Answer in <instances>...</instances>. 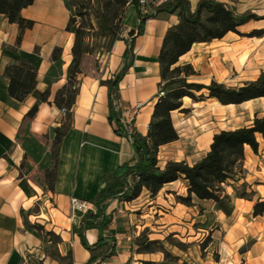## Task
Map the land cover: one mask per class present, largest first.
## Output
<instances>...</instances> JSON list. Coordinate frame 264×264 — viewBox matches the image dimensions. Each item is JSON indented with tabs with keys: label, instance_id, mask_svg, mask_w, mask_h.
<instances>
[{
	"label": "crops",
	"instance_id": "crops-1",
	"mask_svg": "<svg viewBox=\"0 0 264 264\" xmlns=\"http://www.w3.org/2000/svg\"><path fill=\"white\" fill-rule=\"evenodd\" d=\"M190 1L195 7L199 0ZM257 1L247 0V9L257 12ZM21 14L32 19L34 25L24 31L22 40L18 43L19 25L10 22L8 17L0 13V264H58L42 248L43 235L28 226L35 222H40L46 230L61 236L60 252L65 254L71 250L74 264H87L92 252L83 246L78 234L82 220L86 215H91L94 220L98 219L99 209L92 201L109 185L115 184L112 175L118 165L134 162L136 159L130 137L117 134L116 124L110 123L108 119L109 89L101 83V80L111 78L121 68L126 43L123 39L115 40L111 53L101 59L103 65L99 75L82 76L80 91L72 108V127L60 144L55 189L47 188L46 192L42 191L40 194L35 184L22 171L25 151L19 140L20 128L26 112L38 101L39 94L48 88L49 100L40 102L38 112L30 120V129L35 134H41L62 122L64 113L53 101L57 91L67 82L74 34L66 29L71 15L66 0H35L33 4L24 7ZM136 17L137 7L130 6L124 24L128 28L136 27L139 21ZM178 21L176 13L167 11L156 12L155 16L148 18L144 33L136 37L134 64L120 81L115 95V108L123 125H130L143 135L148 133L159 91V51L168 28ZM231 34L235 32L231 31L210 42L194 43L178 63H191L198 71V77L209 72V82L212 79L222 82L213 75L209 66L207 68L201 63L203 55L198 50H204L203 46L222 41ZM56 47L63 48L60 61L53 59ZM21 55L35 63L37 82L34 91L23 101H18L8 93L9 80L5 76V68ZM197 76L191 77V80ZM84 98L86 102L83 101ZM260 99H264V96L240 104H222L215 98L195 101L196 104H202L216 100L226 107ZM192 100L194 99L187 96L183 99V107L189 109L187 113L194 108ZM138 102L142 103L138 111L135 114L128 113L127 109ZM182 113L185 112H172L179 138L160 146L158 157L162 167L169 160L196 163L210 150L214 134L222 130L201 131L197 125L195 129L181 131L175 121V114ZM256 114L260 115L259 112ZM203 125L201 122L200 126ZM261 139L264 137H258L260 146L257 153L250 146L246 147L245 180L256 194L252 200L241 198L229 187L234 205L231 215L217 209L210 200L195 197L190 206L178 202L177 195L187 194V183L183 179L166 183L154 196L144 188L140 196L133 200H110L106 213L110 215L111 223L104 229L94 227L86 231L90 244L102 237L116 238L115 254L100 260L98 264H139L144 260L158 262L160 253L163 252L136 251L134 238L144 230L148 231L150 239L164 240L172 234L187 243H194L203 230L196 226L199 218L204 216L197 208L207 202L214 207L217 223L211 229V239L204 250L207 251L215 244L220 254L216 260H211L208 256L211 264H264V215L253 214L255 202L258 199L264 200V148ZM73 196L90 202V210L86 214H76L74 221H71L70 199ZM40 200L43 202L39 209L33 210L35 203ZM248 238L252 242L243 248Z\"/></svg>",
	"mask_w": 264,
	"mask_h": 264
},
{
	"label": "trees",
	"instance_id": "trees-1",
	"mask_svg": "<svg viewBox=\"0 0 264 264\" xmlns=\"http://www.w3.org/2000/svg\"><path fill=\"white\" fill-rule=\"evenodd\" d=\"M34 1L0 0V13L20 27L18 43L22 40L24 31L34 25V21L22 16L21 11ZM72 1L73 3L66 0V5L71 11L66 29L74 34L71 47L72 60L68 67L67 82L57 91L53 101L58 108L65 109V113L60 125L54 129L52 161L46 168V186L50 190L55 189L60 144L72 127V108L80 91L82 76L85 75L84 59L93 52L89 40L96 26L93 24L92 16L96 18L98 31L113 35L115 40L123 39L126 43L121 68L111 78L101 80V83L107 85L109 89L108 119L110 123L116 124L115 132L122 136H128V133L115 108V95L120 81L134 64L136 37L144 33L146 21L151 18L140 16L137 26L127 29L123 24L127 8L131 4L137 7L138 0H96V3H93V0ZM74 6L75 11H73ZM160 11L176 13L179 21L168 28L159 51L161 80L152 120L146 135L136 129H132L129 134L136 153L135 161L118 165L112 175L115 184L109 185L92 201L99 209L98 219L94 220L91 215H86L82 220L78 234L83 246L92 252L87 264H98L100 260L116 252V238L113 236L102 237L93 244H90L86 238V231L89 228L104 229L111 223V217L106 213L110 200H133L140 196L144 188L154 196L166 183L183 179L187 183V194L177 195L178 202L190 206L195 197L210 200L215 203L217 209L222 210L226 215H231L234 205L228 191L229 187H232L236 195L241 198L252 200L256 194L245 180L246 147L250 146L254 152H258L260 146L258 137H264V115L256 114L250 125L217 131L213 136L210 150L194 164H189L185 160H169L162 167L158 154L161 145L179 138L172 112L174 110L185 113L189 111L188 108L183 107V99L186 96L196 101L215 98L222 104H240L264 96V73L247 84L232 88L216 79H212L209 83L191 80V77L199 74L198 71L191 63H178L180 57L187 53L194 43L220 39L231 31L248 37H263L264 27H254L250 31H241V27L252 20L264 19V13L259 15L248 10L238 14L221 0H199L195 7L190 0H170L157 9V12ZM124 29L127 30L126 35H123ZM62 52V47H56L53 51V59L60 61ZM5 76L9 80L10 97L23 101L36 87L37 68L32 60L21 55L16 61L6 66ZM161 92L163 94H160ZM49 96V88L41 92L38 101L26 112L24 121L32 120L39 110L40 102H47ZM22 165L23 163L21 167ZM253 214L254 216L264 215V200L258 199L255 202ZM28 226L36 229L43 237L47 235L48 242L57 247L58 264H74L71 250L65 254L60 252L59 244L62 238L59 234L46 230L41 223ZM170 236L173 237L170 234L167 238ZM134 240L138 253L163 252L167 258L173 256L163 240L150 239L146 232ZM104 247L106 249H103ZM99 249L102 250L96 252ZM175 257L179 259V256ZM145 262L156 263L155 261Z\"/></svg>",
	"mask_w": 264,
	"mask_h": 264
},
{
	"label": "rangeland",
	"instance_id": "rangeland-1",
	"mask_svg": "<svg viewBox=\"0 0 264 264\" xmlns=\"http://www.w3.org/2000/svg\"><path fill=\"white\" fill-rule=\"evenodd\" d=\"M221 1L233 8L238 14H243L251 10L247 9V5H249L247 0ZM70 2L73 3L72 0ZM93 3H96V0H93ZM257 5L258 11L255 13L262 15L264 13V0H258ZM130 6L135 7V4L129 5L127 11ZM73 11H75V6L73 7ZM136 19H139L138 10ZM92 21L96 26V30L90 34L89 41L92 45L93 52L84 59L83 68L85 75L100 74V69L103 65L101 59L111 53L115 42L113 35L98 31L97 21L94 16H92ZM124 26L128 29V26L125 24ZM254 27H264V20L250 22L242 27L241 31H250ZM203 47L204 50H198L203 55L201 63L207 68L209 66L213 75L217 76L227 87L238 88L264 73V37H248L235 33L229 35L222 41L207 44ZM194 80L198 82H209V72H204L201 74V77L197 76ZM192 105L194 108L189 113L175 114V121L181 131L195 129L197 125L201 131L235 128L251 124L256 112H259L260 116L264 115V99L248 102L239 106L225 107L216 100H210L202 104L192 103ZM201 122L204 124L203 126H200ZM55 127H50L46 132L41 134H35L30 129V121H23L22 127L20 128L19 140L22 142L25 151L22 160V171L35 184L40 194H42V191H47L46 168L52 161ZM261 142L264 148V139H261ZM43 197L45 198L44 194ZM42 202L40 200L35 203L36 206L33 210H38ZM197 209L204 214L203 217L199 218L198 223H196L197 227L203 228L199 238L190 244L177 236L165 237L163 240L165 246L173 256L167 258L164 253H160L161 258L155 264H211L210 259L216 260L219 258L218 246H215V244L208 248L207 251L204 250L209 239H211L213 232L211 229L215 228L217 223L214 207L210 202H207L200 204ZM143 232L148 234V231L144 230L139 235ZM48 239L49 237L44 235L42 248L50 259L57 261V247L48 242ZM251 242L252 239L248 238L243 248L250 245ZM175 256H179V259H176ZM208 256L210 258L209 260ZM145 261L153 260H144L139 264H147Z\"/></svg>",
	"mask_w": 264,
	"mask_h": 264
},
{
	"label": "built area",
	"instance_id": "built-area-1",
	"mask_svg": "<svg viewBox=\"0 0 264 264\" xmlns=\"http://www.w3.org/2000/svg\"><path fill=\"white\" fill-rule=\"evenodd\" d=\"M170 0H138L137 10L139 12V17H152L156 14L157 9L167 3ZM127 34V30H123V35ZM160 94H163L161 92ZM142 105L141 102H138L135 106L127 109V112L130 114H135L138 108ZM65 113V109L62 110ZM124 129L127 131L128 136L132 132V127L130 125H124ZM71 204V221H74L76 214H86L90 210V202L81 199L79 197L73 196L70 199Z\"/></svg>",
	"mask_w": 264,
	"mask_h": 264
},
{
	"label": "bare ground",
	"instance_id": "bare-ground-1",
	"mask_svg": "<svg viewBox=\"0 0 264 264\" xmlns=\"http://www.w3.org/2000/svg\"><path fill=\"white\" fill-rule=\"evenodd\" d=\"M216 100H217V99H216ZM83 101L86 102L87 100L84 98ZM192 101H193V103H197L195 100H192ZM97 106L101 107L100 105H97Z\"/></svg>",
	"mask_w": 264,
	"mask_h": 264
}]
</instances>
